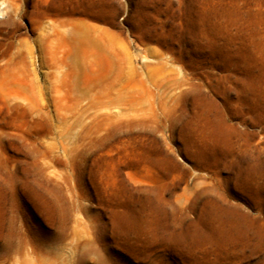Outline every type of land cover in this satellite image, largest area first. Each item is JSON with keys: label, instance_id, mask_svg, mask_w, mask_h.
I'll return each instance as SVG.
<instances>
[{"label": "rangeland", "instance_id": "obj_1", "mask_svg": "<svg viewBox=\"0 0 264 264\" xmlns=\"http://www.w3.org/2000/svg\"><path fill=\"white\" fill-rule=\"evenodd\" d=\"M0 264H264V0H0Z\"/></svg>", "mask_w": 264, "mask_h": 264}]
</instances>
